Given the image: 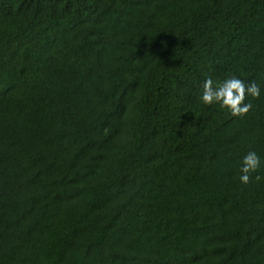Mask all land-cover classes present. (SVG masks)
I'll use <instances>...</instances> for the list:
<instances>
[{
    "label": "trees",
    "instance_id": "1",
    "mask_svg": "<svg viewBox=\"0 0 264 264\" xmlns=\"http://www.w3.org/2000/svg\"><path fill=\"white\" fill-rule=\"evenodd\" d=\"M232 75L243 116L199 99ZM248 151L264 0H0V264H264Z\"/></svg>",
    "mask_w": 264,
    "mask_h": 264
},
{
    "label": "clouds",
    "instance_id": "2",
    "mask_svg": "<svg viewBox=\"0 0 264 264\" xmlns=\"http://www.w3.org/2000/svg\"><path fill=\"white\" fill-rule=\"evenodd\" d=\"M201 89L199 99L203 105H217L221 109H226L232 116L247 114L252 108L249 98H259L262 91L260 84L246 83L234 75L227 76L222 80L207 77L203 81ZM262 166H264V159L256 151H248L240 163V183L249 184L253 179V174L257 173ZM255 179H260V177L256 176Z\"/></svg>",
    "mask_w": 264,
    "mask_h": 264
}]
</instances>
